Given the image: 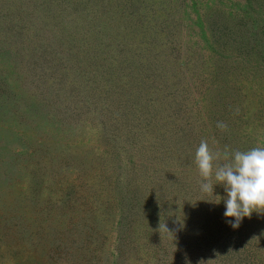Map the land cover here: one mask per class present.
<instances>
[{
	"label": "rangeland",
	"instance_id": "1",
	"mask_svg": "<svg viewBox=\"0 0 264 264\" xmlns=\"http://www.w3.org/2000/svg\"><path fill=\"white\" fill-rule=\"evenodd\" d=\"M202 140L264 147V0H0V264H264Z\"/></svg>",
	"mask_w": 264,
	"mask_h": 264
},
{
	"label": "clouds",
	"instance_id": "2",
	"mask_svg": "<svg viewBox=\"0 0 264 264\" xmlns=\"http://www.w3.org/2000/svg\"><path fill=\"white\" fill-rule=\"evenodd\" d=\"M193 162L202 180L201 191L213 194L214 185L223 187L225 195L219 196L218 203L223 200V217L232 229H237L253 213H264V147L221 154L211 151L202 140Z\"/></svg>",
	"mask_w": 264,
	"mask_h": 264
}]
</instances>
